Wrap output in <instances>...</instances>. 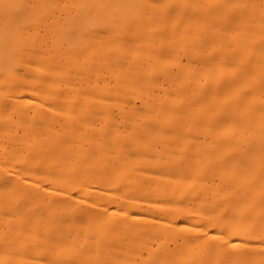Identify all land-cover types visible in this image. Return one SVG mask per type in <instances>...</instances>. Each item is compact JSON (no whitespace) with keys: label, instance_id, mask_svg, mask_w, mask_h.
<instances>
[{"label":"bare ground","instance_id":"obj_1","mask_svg":"<svg viewBox=\"0 0 264 264\" xmlns=\"http://www.w3.org/2000/svg\"><path fill=\"white\" fill-rule=\"evenodd\" d=\"M0 264H264V0H0Z\"/></svg>","mask_w":264,"mask_h":264}]
</instances>
